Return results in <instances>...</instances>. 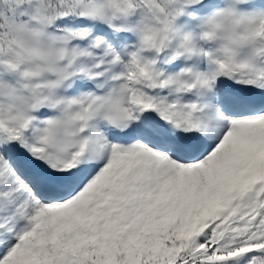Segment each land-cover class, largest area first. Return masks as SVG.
Instances as JSON below:
<instances>
[{
  "label": "snow or ice",
  "instance_id": "6c2138e0",
  "mask_svg": "<svg viewBox=\"0 0 264 264\" xmlns=\"http://www.w3.org/2000/svg\"><path fill=\"white\" fill-rule=\"evenodd\" d=\"M0 264H264V0H0Z\"/></svg>",
  "mask_w": 264,
  "mask_h": 264
}]
</instances>
